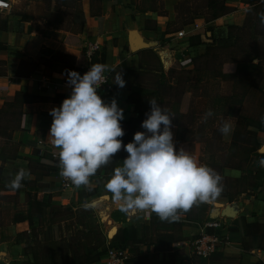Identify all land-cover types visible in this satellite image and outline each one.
I'll return each mask as SVG.
<instances>
[{
    "label": "rangeland",
    "instance_id": "rangeland-1",
    "mask_svg": "<svg viewBox=\"0 0 264 264\" xmlns=\"http://www.w3.org/2000/svg\"><path fill=\"white\" fill-rule=\"evenodd\" d=\"M11 1V8L1 10V14L19 13L22 19L38 29L52 26L74 30L70 20L75 0ZM221 1L214 0V5L219 6ZM241 1L250 6L233 10L231 8L227 12H232V23L237 25V29H228L232 23L226 29L219 28L222 25L220 21L205 25L200 33H194L189 38V43L197 46L193 55H183L171 60L162 49H158L156 53L145 51L142 60L144 71L120 72L125 81L124 85L131 89L130 98L139 102L141 107L139 119L122 125V142H130L133 133L144 131L140 125L150 108L148 100L155 99L173 117L171 131L175 148L184 149L199 163L214 169L222 177V191L219 196L228 200H234L241 192L264 191V152L254 153L260 144L259 135L264 132V112L258 111H264V0ZM193 2H197L198 7L189 9L185 4L178 6V17L169 30L177 32L182 29L194 12L210 16L219 14L217 9L205 8L206 0ZM211 27L213 38L208 39ZM95 64H100L99 58L92 61V65ZM245 99H252L253 106H244ZM22 100H28V97ZM21 102L19 105H8L0 111L4 119L10 118V122L0 125V210L10 213L13 209L15 216L22 213L20 217L29 215L38 264L102 262V230L108 229L110 232L114 226L102 228L94 215L92 204H86V201L82 203V198L94 194V190L82 188L78 191L79 202L83 204L79 209L64 208L57 197L50 193H44L40 204H36L32 202V199H36V194L28 192L25 195L26 205L34 204L25 211L26 214L21 211L22 206L18 204L19 191L11 187L14 180L11 171L2 168V162L15 156L17 150L16 142L10 140V130L12 121L19 117L22 110ZM259 103L262 104L258 106ZM222 127H227L228 131L222 132ZM126 156L127 153L122 147L112 161L97 170L106 182L113 169L120 166ZM224 166L236 168L241 177L224 174ZM36 173L41 174L40 171ZM25 182L36 184L33 178L22 180L21 184ZM206 207L205 203H198L186 212L202 226L204 222L198 216ZM214 218L212 215L204 221H212ZM256 219L254 224H246L244 219L242 221L237 218L229 233L242 236L244 234L243 248L248 250L255 247L260 264H264V214ZM162 221L158 216H153L151 227L140 225L130 230V242H121L122 235H117L116 243L111 245L128 249L130 259L126 264H158L162 260L160 254L146 252L143 244L156 239V235L161 234L157 231L161 229L166 231L171 228L173 239L181 238L179 228L169 227L167 224L162 226ZM221 248L219 246L205 260L201 258V263V259H197L196 264H207L206 260L213 256L219 261L222 258ZM163 255L166 256H163L162 264H169L171 255Z\"/></svg>",
    "mask_w": 264,
    "mask_h": 264
},
{
    "label": "crops",
    "instance_id": "crops-1",
    "mask_svg": "<svg viewBox=\"0 0 264 264\" xmlns=\"http://www.w3.org/2000/svg\"><path fill=\"white\" fill-rule=\"evenodd\" d=\"M8 1L11 8L12 1ZM181 4L189 9L198 7L193 0H75L70 20L74 30L52 26L38 29L22 19L19 13H0V111L8 105H19L21 101L18 100L28 97V100H22V110L19 117L12 121L10 130V140L17 144L15 156L2 162V168L10 170L13 179L20 170H24V181L30 178L36 180V184L25 182L16 188L19 191L18 204L22 206L21 211L26 214L25 211L30 209L25 199L28 192L36 194L38 201L44 193H50L57 197L59 204H70L74 209L81 208L86 201V204H92L94 215L102 228L114 226L116 229L112 236L107 234L108 229L102 230L103 249L106 245L116 243L117 235H122L121 242H130V230L140 225L151 227L152 218L157 215L141 212L130 217L125 214L120 203L107 192L106 181L98 171L89 178L88 185L65 189L60 187L55 167L46 160L48 152H59L48 136L52 121L49 110L59 107L71 92V87L66 83L67 70L81 74L87 66L92 65L95 58H99V63L104 65L110 75L112 89H102L98 94L104 102L115 99L123 109L121 127L134 122L138 117V104L130 98L127 86L120 88L113 83L115 73L121 70L135 73L144 71L142 60L145 51L156 53L162 49L171 60L193 55L197 46L189 43L192 34L200 33L207 24L220 21L222 25L219 28L226 29L232 23V12L220 16L194 12L180 29L186 36L179 37L177 32L180 30L175 32L169 30V27L176 22L177 9ZM224 4L232 10L250 6L241 0H224ZM89 41L99 43V47L88 57L85 43ZM251 100L245 99L244 106H253ZM258 111L264 112L262 109ZM7 122H10V118L4 119L0 115V125ZM259 137L260 144L254 153L264 152V132ZM224 167V174L241 177L236 168ZM38 171L41 174H37ZM82 188L95 192L83 197L80 203L78 191ZM205 204L207 207L200 212L198 219L205 222L213 215V220H218L222 226L220 232L226 234V241L221 248L222 258L218 261L213 256L206 260L207 264H260L255 247L248 250L243 248L244 234L229 232L237 218L242 221L244 219L246 224H254L256 218L264 214V191L241 192L234 200L218 196ZM15 214L13 209L10 213L0 210V264H38L29 215L20 217L22 213L17 216ZM172 221L164 220L160 224L179 228L180 239L201 230V224L187 215L186 211L178 212L177 219ZM170 229L157 231L161 234L156 235V239L143 244L146 252L159 253L162 260L158 264L163 263L165 253L171 255L169 264H192L188 262V249L174 244L177 239H173ZM197 259H193V264H196ZM92 264H105L103 254L102 262Z\"/></svg>",
    "mask_w": 264,
    "mask_h": 264
},
{
    "label": "clouds",
    "instance_id": "clouds-1",
    "mask_svg": "<svg viewBox=\"0 0 264 264\" xmlns=\"http://www.w3.org/2000/svg\"><path fill=\"white\" fill-rule=\"evenodd\" d=\"M104 70L101 64L90 66L82 75L67 70L71 92L59 107L49 110L48 136L59 149L61 174L77 187L88 185L89 178L123 147L127 156L113 169L105 188L128 216L147 212L171 221L180 210L215 200L222 191V177L184 149L175 148L173 117L155 99L148 100L150 108L140 125L144 131L122 142L123 109L115 99L104 102L97 91L104 83ZM113 83L124 87L120 73H115ZM25 174L20 170L11 187L19 188Z\"/></svg>",
    "mask_w": 264,
    "mask_h": 264
},
{
    "label": "built area",
    "instance_id": "built-area-1",
    "mask_svg": "<svg viewBox=\"0 0 264 264\" xmlns=\"http://www.w3.org/2000/svg\"><path fill=\"white\" fill-rule=\"evenodd\" d=\"M8 8H10V2L8 0H0V10ZM177 36L184 37L186 36V33H184L183 30H180L177 32ZM98 47L99 43L97 42H86V55L89 57ZM90 66L92 65L87 66L81 75L86 72ZM103 76L104 83L100 85L97 91L102 89L109 91L112 89L110 75L106 69L104 70ZM58 153L59 152L54 151L48 152L46 159L48 164L55 167V170L58 173L59 185L62 189L76 188L77 186L73 185L69 179L61 174ZM221 227L222 226L218 220L205 221L201 226L199 233L177 240L174 244L180 248L186 247L188 249V262L193 264V259L207 258L211 256L219 246L221 247L224 244L226 241V234L220 232L219 229H221ZM210 230H216L217 232H208ZM103 258L105 264H125L130 258V253L126 247L106 245Z\"/></svg>",
    "mask_w": 264,
    "mask_h": 264
},
{
    "label": "trees",
    "instance_id": "trees-1",
    "mask_svg": "<svg viewBox=\"0 0 264 264\" xmlns=\"http://www.w3.org/2000/svg\"><path fill=\"white\" fill-rule=\"evenodd\" d=\"M222 3L219 5V6H215L214 5V0H208V2H207V7H208V9H211V10H213V9H217L218 10V15L217 16H220V15H222V14H224V13H226V12H228L229 10H231L228 6H226L225 4H224V1L222 0L221 1ZM254 6V5H253ZM228 29L230 30V31H232V30H235V29H237V25L236 24H234V23H232L231 25H229L228 26ZM210 35L208 36V39H212L213 38V31H212V27L210 28ZM235 40H237V38H235V37H233ZM132 73V72H131ZM128 88V87H127ZM128 90L129 91H131V89L130 88H128ZM137 102V101H136ZM137 104H138V107H139V112H138V117H137V119H139V116H141V112H140V110H141V107H140V104H139V102H137ZM32 202H34V203H36V204H40V201H38V200H36V199H32ZM34 203H29V206H30V208L33 206V204ZM64 208H66V209H72V206L71 205H65L64 206ZM177 240H179V239H177ZM176 240V241H177ZM109 245H111V244H109ZM111 246H115V245H111ZM123 247V246H122ZM106 248V247H105ZM104 250V252H105V249H103ZM103 250H102V252H103ZM104 252H103V255H104ZM203 259V258H202Z\"/></svg>",
    "mask_w": 264,
    "mask_h": 264
},
{
    "label": "bare ground",
    "instance_id": "bare-ground-1",
    "mask_svg": "<svg viewBox=\"0 0 264 264\" xmlns=\"http://www.w3.org/2000/svg\"><path fill=\"white\" fill-rule=\"evenodd\" d=\"M116 232V229L115 227L111 228L110 232H109V236H112L113 233Z\"/></svg>",
    "mask_w": 264,
    "mask_h": 264
}]
</instances>
